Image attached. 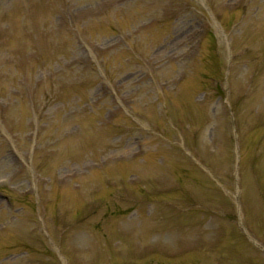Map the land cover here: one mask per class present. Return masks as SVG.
<instances>
[{
    "label": "rangeland",
    "instance_id": "rangeland-1",
    "mask_svg": "<svg viewBox=\"0 0 264 264\" xmlns=\"http://www.w3.org/2000/svg\"><path fill=\"white\" fill-rule=\"evenodd\" d=\"M0 264H264V0H0Z\"/></svg>",
    "mask_w": 264,
    "mask_h": 264
}]
</instances>
